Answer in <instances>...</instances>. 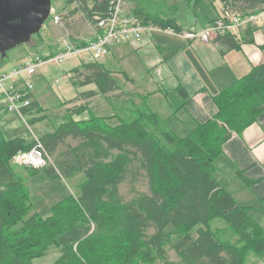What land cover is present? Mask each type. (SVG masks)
Segmentation results:
<instances>
[{
  "label": "trees",
  "instance_id": "trees-1",
  "mask_svg": "<svg viewBox=\"0 0 264 264\" xmlns=\"http://www.w3.org/2000/svg\"><path fill=\"white\" fill-rule=\"evenodd\" d=\"M219 1L222 8L238 11L264 7V0ZM107 2H95L88 17L104 14ZM134 14L143 23L181 30L173 16L140 7ZM218 41L237 47L229 35ZM86 42L75 44L80 47ZM98 62L82 64L90 70L80 83L72 78L74 86L95 84L96 91L83 92L89 96L120 88L111 71ZM146 96L127 92L120 102L117 95L108 96L113 110L108 116L90 113L87 118L74 119L73 115L81 116L89 108L86 104L69 108L62 123L38 138L50 156L63 146L52 164L43 168L23 166L19 170L13 157L29 150L34 141L7 140L0 135V264H33L50 246L60 248L52 264H192L202 258L210 264H245L249 253L264 255V228L215 175L221 144L264 111V64L213 96L216 114L184 136L147 107ZM36 112L41 108L34 100L21 109L30 124L45 117H31ZM114 119L117 122L111 125ZM68 139L77 143L72 145ZM24 170L30 176L44 170L51 180L78 174L84 179L78 195L69 194L54 203L43 219L32 211ZM138 176L145 179L148 192L123 202L120 184L126 177L134 182ZM215 219L224 226L213 227ZM169 250L180 263L168 259Z\"/></svg>",
  "mask_w": 264,
  "mask_h": 264
},
{
  "label": "crops",
  "instance_id": "crops-1",
  "mask_svg": "<svg viewBox=\"0 0 264 264\" xmlns=\"http://www.w3.org/2000/svg\"><path fill=\"white\" fill-rule=\"evenodd\" d=\"M94 1L88 2L90 5L86 3L88 9ZM214 1L209 0L215 11L214 16L200 27L195 20L192 26L185 29L177 16H173L180 29L199 30L217 18L222 4L218 0L216 6ZM64 21L60 24L61 28L73 43L95 36L94 25L91 26L90 36L86 37L79 29H74L78 24L76 20L71 26ZM220 37L201 42L154 30L149 37L112 45L119 53L117 58L112 55L113 66H119L120 69H107L115 79L118 75L123 76L120 74L124 72L133 80L136 92L147 95V107L167 120L168 126L180 135L179 128L187 133L216 114L213 96L221 89L247 74L253 67L264 64V19L240 28L238 37L233 38L237 47H228L218 41ZM107 55L102 59L104 62L107 61ZM134 74L141 81H136ZM0 107L6 109L4 104H0ZM221 149L222 154L215 160L216 178L264 228V111L241 133L230 134L221 144ZM238 172L251 184L243 181Z\"/></svg>",
  "mask_w": 264,
  "mask_h": 264
},
{
  "label": "rangeland",
  "instance_id": "rangeland-1",
  "mask_svg": "<svg viewBox=\"0 0 264 264\" xmlns=\"http://www.w3.org/2000/svg\"><path fill=\"white\" fill-rule=\"evenodd\" d=\"M91 1L92 0H51V13L48 19L44 22L39 33L33 34L27 43H22L12 49H9L4 57H0V74L11 71L18 63L24 62L28 57L31 59H37L39 57L44 61L43 57L54 55L60 50L61 45L59 44V41L66 35L65 31L62 30L61 25L53 23V14L62 15L60 21L62 22L65 20V24H68L69 26H71L74 20H76L75 23L78 24L75 25L74 29H79L80 33L82 32V34L86 37L90 36L91 26H95V16L93 19L88 17L89 12L86 7V3L87 5H90L89 3H91ZM97 1L99 2L101 0H95L93 4ZM126 1L127 9L133 14L134 10L137 7H140L143 8L145 12L153 14H161L166 17L177 16L180 24L185 29L190 25L192 26V23L194 24L195 20L198 21L197 23L200 27L206 20L212 18L215 12L212 9V5L209 3V0L202 1L197 6L192 4L193 0ZM214 2L216 3V6L219 4L218 0H215ZM73 15H75L74 18ZM141 23L143 25L153 26V31L157 30L169 34H177V32H170L168 30L169 27L163 28L157 25L154 26L152 23L146 24L142 21ZM71 37H73V35H71ZM142 37L146 36L142 35L140 38ZM112 55L116 58L119 55L114 46L110 48L107 55V61L104 62L101 59L98 63L103 62L107 68L113 67L114 69H120L119 66H113L114 58ZM85 56L86 54L83 53L71 55L66 57L60 64L52 61H46L36 69V72L33 75L24 76L23 80L32 84L30 92L31 98H34L33 100L36 101L41 108V112H36L31 117L38 118L42 115H45V117L40 119V121L30 124L27 120L30 117L24 118L22 117L23 115L21 112H8L4 107H0V135L7 140L13 138H24L27 142H30L31 140L34 141L45 133L53 131L60 123H62L65 116L69 112V108L74 110L78 106H82L84 104L89 107V109L81 116L73 115L74 119L87 118L90 113L100 116H108L113 114V110L110 105H108L111 104L108 96L113 98L114 95H117L118 101L120 102L121 99L125 98L124 95L127 92H136V86L133 85V80H126L123 76L118 75L116 79L120 87L119 89L106 94L98 93L93 96L83 93L89 90H97L95 84L74 86L72 83V78H74L76 82L80 83L84 76L89 73L90 69H87L84 65H82L87 63L84 62ZM133 77H135L136 81H141V79L138 78V75L134 74ZM19 86H22L21 83H19ZM134 102L138 101L134 99ZM116 122L117 120L114 119L109 123L113 125ZM179 129L178 133L181 136H184L186 132L181 131V128ZM67 141L72 145L77 143V141L73 139H68ZM61 149H63V146L56 150L54 156L47 155V163L45 166L52 164L53 160H55V156H57ZM13 165L18 167L19 170L23 167L22 165L14 163ZM22 173L23 177H25L26 186L29 189V199L32 205V211L38 212L43 219L50 215L51 206L54 203L60 201L69 194L78 195L79 185L84 179L83 174H78L70 178L51 180L47 177L44 170H38L31 176L26 170ZM130 180L131 179L129 177H126L125 181H123L118 188V192L121 195L123 202L131 199L137 193L148 192L146 181L142 176H138L134 182H131ZM216 225H221L222 227L224 226V223L220 219H215L212 222V226L214 227ZM152 231V229H149V233H152ZM192 236L196 237V233L192 232ZM59 255L60 248L50 246L45 255L33 259L32 263L52 264L59 257ZM167 255L169 260L179 262V257L174 253V251L169 250ZM192 264H210V262L207 259L202 258ZM245 264H264V255L259 257L253 253H249L245 260Z\"/></svg>",
  "mask_w": 264,
  "mask_h": 264
},
{
  "label": "built area",
  "instance_id": "built-area-1",
  "mask_svg": "<svg viewBox=\"0 0 264 264\" xmlns=\"http://www.w3.org/2000/svg\"><path fill=\"white\" fill-rule=\"evenodd\" d=\"M264 19V7L255 11H238L225 7L221 9L220 15L209 22L200 30H179L169 27L170 32L190 40L209 42L214 37L229 35L237 38L239 30L243 26L257 20ZM59 14L52 15L54 24H61ZM97 27L95 36L88 39L83 46H77L67 36L59 41L60 50L44 61L41 58H26L24 62L17 64L11 71L0 74V104H4L7 111L21 112L31 101L32 84L23 80L24 76H31L36 69L46 61L62 63L64 59L79 53L86 54L84 62H95L103 59L109 52L110 47L119 42L139 39L142 35L149 37L154 27L143 25L140 18L127 9L126 0H108L107 10L102 15L95 16ZM155 26V25H154ZM21 83V87L19 86ZM47 152L39 139L34 140L32 147L15 155L12 163L43 168L47 163Z\"/></svg>",
  "mask_w": 264,
  "mask_h": 264
},
{
  "label": "water",
  "instance_id": "water-1",
  "mask_svg": "<svg viewBox=\"0 0 264 264\" xmlns=\"http://www.w3.org/2000/svg\"><path fill=\"white\" fill-rule=\"evenodd\" d=\"M51 13V0H0V57L39 33Z\"/></svg>",
  "mask_w": 264,
  "mask_h": 264
},
{
  "label": "bare ground",
  "instance_id": "bare-ground-1",
  "mask_svg": "<svg viewBox=\"0 0 264 264\" xmlns=\"http://www.w3.org/2000/svg\"><path fill=\"white\" fill-rule=\"evenodd\" d=\"M118 118V117H117ZM144 137V136H143Z\"/></svg>",
  "mask_w": 264,
  "mask_h": 264
},
{
  "label": "flooded vegetation",
  "instance_id": "flooded-vegetation-1",
  "mask_svg": "<svg viewBox=\"0 0 264 264\" xmlns=\"http://www.w3.org/2000/svg\"><path fill=\"white\" fill-rule=\"evenodd\" d=\"M32 37V36H31Z\"/></svg>",
  "mask_w": 264,
  "mask_h": 264
}]
</instances>
